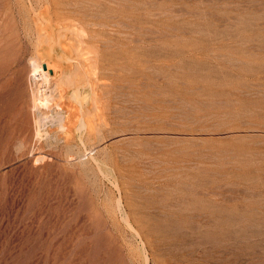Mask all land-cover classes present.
Wrapping results in <instances>:
<instances>
[{
	"label": "rangeland",
	"instance_id": "obj_1",
	"mask_svg": "<svg viewBox=\"0 0 264 264\" xmlns=\"http://www.w3.org/2000/svg\"><path fill=\"white\" fill-rule=\"evenodd\" d=\"M263 165L264 0H0V264H264Z\"/></svg>",
	"mask_w": 264,
	"mask_h": 264
},
{
	"label": "bare ground",
	"instance_id": "obj_2",
	"mask_svg": "<svg viewBox=\"0 0 264 264\" xmlns=\"http://www.w3.org/2000/svg\"><path fill=\"white\" fill-rule=\"evenodd\" d=\"M79 70V69H78ZM75 71H76V68H75ZM77 72V71H76ZM76 74V73H75ZM73 78V77H72ZM68 81V80H67ZM227 94V93H226ZM246 132H247V130H246ZM254 161V160H253ZM249 163V162H248ZM264 166V165H263ZM261 169V168H260ZM235 207V206H234Z\"/></svg>",
	"mask_w": 264,
	"mask_h": 264
}]
</instances>
